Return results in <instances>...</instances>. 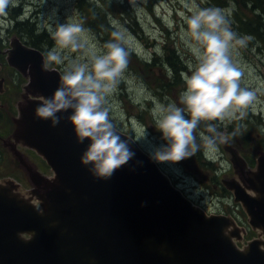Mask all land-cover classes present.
<instances>
[{
    "label": "water",
    "instance_id": "1",
    "mask_svg": "<svg viewBox=\"0 0 264 264\" xmlns=\"http://www.w3.org/2000/svg\"><path fill=\"white\" fill-rule=\"evenodd\" d=\"M14 43L16 59L33 63L29 86L36 96L51 102L57 90L67 91L63 75L47 69L40 52ZM66 98L72 106L52 117L37 116L41 101L22 115L26 123H19L17 136L44 159L53 178L33 173L35 186L46 183L36 195L39 210L14 186L0 185V264H264V153L253 171L243 172L231 152L241 180L224 184L261 237L239 249L235 241L244 231L234 219L194 205L132 137L113 126L128 162L110 177L85 164L91 141L79 137L71 120L75 101Z\"/></svg>",
    "mask_w": 264,
    "mask_h": 264
},
{
    "label": "rangeland",
    "instance_id": "2",
    "mask_svg": "<svg viewBox=\"0 0 264 264\" xmlns=\"http://www.w3.org/2000/svg\"><path fill=\"white\" fill-rule=\"evenodd\" d=\"M98 1L97 4L103 2L107 5L108 18L114 31H124L125 37L129 33L134 37L131 47L120 41L121 46L129 53L128 67L118 78L115 89L104 97L102 106L107 109L109 123L117 130L133 137L139 147L170 178L172 184L195 205L207 213L232 217L244 231L241 240L236 242L238 248L242 249L249 241L260 238V232L248 226L243 209L234 202L224 182L228 179L240 183L241 180L239 168L233 163L231 152L238 155L244 165L243 172L253 171L258 154L264 153V39L260 40L248 34L250 26L239 28L238 25L237 28L233 14L228 15L225 11V18L230 30L235 34V40H246L244 46H237L231 52V59L243 72L241 88L256 92V100L242 118L225 119L223 122L199 121L193 132L196 149L199 151L196 150L194 154L179 162H159L155 159L156 154L165 153L170 148L171 141L165 138L157 127L153 109L157 104L165 108L174 104L182 110L185 119H191L190 112L180 99L182 93L187 90V85L181 72L176 73L174 70H183L182 73L191 76L199 65L192 47L199 48L201 53L203 48L185 34L187 30L185 17L192 15L196 6L201 9L216 6L211 0H195V4L193 0ZM21 9L23 16L20 18V14L15 13L22 11ZM122 9L129 10V16L121 15ZM219 9L223 10L221 5ZM30 18L36 20L40 32L46 31L49 34L48 39L53 41L51 47H44L47 53L46 67L57 68L63 75L81 65H87L91 73L92 54L104 56L108 52L106 45L117 43L115 40L111 42L110 36L106 41L97 39L85 28L80 19V12L76 8V0H18L10 7L5 3L0 6V25L11 33L17 22L27 20L31 22ZM68 23H78L83 30L82 35L76 37L78 45L76 52L71 51L70 47H59L53 39L56 30ZM182 36L184 39H181ZM20 37L16 36L18 39H21ZM52 52L59 56L61 61L59 64L48 60V55ZM172 52L179 56L177 62L175 60L171 62L174 65L173 69L166 64V58H170ZM189 65H192L191 70ZM174 74L179 78L177 83L174 81ZM236 117H239V112L236 113ZM209 127H214L215 131L209 132ZM201 134L213 140L219 151L205 155L203 151L205 141ZM20 151L25 154L23 150ZM189 152L191 153V149ZM218 156L223 161H220ZM34 157L37 162L40 161L42 167H46L37 156ZM10 159L17 162L13 155ZM229 164L235 175L225 177ZM8 168L9 166H2L3 171ZM40 174L53 176L50 171ZM15 175L17 176L11 179L13 177L0 174V183L12 181L21 197L37 205L31 185L21 188L17 185L19 179L27 177L25 173L20 170Z\"/></svg>",
    "mask_w": 264,
    "mask_h": 264
},
{
    "label": "clouds",
    "instance_id": "3",
    "mask_svg": "<svg viewBox=\"0 0 264 264\" xmlns=\"http://www.w3.org/2000/svg\"><path fill=\"white\" fill-rule=\"evenodd\" d=\"M6 2L7 0H0V6ZM227 14L230 15V11ZM185 22V34L203 48L201 53L199 48L192 47L199 61L192 75L181 73L187 90L180 99L190 112L191 119H185L182 110L174 104L167 108L157 104L153 109L157 127L171 141V146L165 153L156 154L155 159L159 162H179L195 153L197 149L193 132L199 121L223 122L225 119L242 118L256 100V92L241 88L243 72L231 59V52L237 46H244L246 40H235V34L225 18V10L201 9L196 6L192 15L185 17ZM82 31L78 23H68L56 30L53 39L59 47H70L71 51L76 52V37L82 35ZM112 36L117 43L106 45V55L92 54L91 73L87 65L75 67L70 73L66 72L62 76V83L67 91L57 90L51 102L44 100V106L36 110L38 117H52L54 113L72 106L66 98L71 95V101H75L72 123L81 140L91 141L83 162L94 164L96 173L101 177H110L114 170L130 159L126 144L113 134L107 109L102 110V104L105 95L115 89L118 78L128 67L129 53L121 46L120 41L131 47L134 37L130 33L125 37L124 31L114 32ZM48 60L57 64L61 62L55 52L48 55ZM191 68L192 65H189L190 70ZM237 112L239 117H236ZM208 131L214 132L215 128L209 127ZM201 136L205 141V155L219 151L213 140L203 134Z\"/></svg>",
    "mask_w": 264,
    "mask_h": 264
},
{
    "label": "flooded vegetation",
    "instance_id": "4",
    "mask_svg": "<svg viewBox=\"0 0 264 264\" xmlns=\"http://www.w3.org/2000/svg\"><path fill=\"white\" fill-rule=\"evenodd\" d=\"M221 6L223 10L230 11L233 14L236 19L235 25L237 28L238 25L239 28L261 25L260 29L264 30V0H221ZM16 39V35L13 32L11 33L8 29H3L0 25V174L1 176L6 174L10 178L13 177L11 179H14L17 176L15 173L21 170L27 177L19 179L20 181L17 185L19 188L31 185L33 194L38 196L41 195L46 183H38L39 185L35 186L33 173H47L50 169L42 158L33 149L26 146L17 136V131L19 123H26L22 120L23 113L30 110V106H33L36 101L43 102L44 100L36 96L34 90L29 86L30 69L33 63L30 61L26 63L16 59L17 56L14 54V45L16 44L14 40ZM18 41L22 46L34 49L27 45L25 41L21 39H18ZM35 50L42 54L46 67L47 53L39 49ZM10 58H12L11 61ZM15 59L18 64H14L16 63ZM20 150H23L25 154ZM11 155L14 156L17 162H13L10 159ZM34 155L46 167H42L40 161L38 160L37 162ZM2 166H9V168L3 171ZM227 168L228 172L225 174V177L231 174L235 175L230 164ZM40 176L44 178L46 176V179H51L50 174H40Z\"/></svg>",
    "mask_w": 264,
    "mask_h": 264
},
{
    "label": "trees",
    "instance_id": "5",
    "mask_svg": "<svg viewBox=\"0 0 264 264\" xmlns=\"http://www.w3.org/2000/svg\"><path fill=\"white\" fill-rule=\"evenodd\" d=\"M17 1L18 0H7L5 4L9 5L10 7L12 4L17 3ZM97 2L99 1L98 0H94V1L76 0V8L80 12V19L83 25L85 26V28L90 33H92V35H94L95 38L101 39L102 41H106V39L110 36L111 37L110 41L113 42L114 40H113L112 34L115 31H114V27L111 25L109 18H108L109 14L106 10L107 5L103 2L97 4ZM211 2L216 6V8H219V6L221 5L220 0H211ZM14 7H17V6H14ZM122 13L120 14L129 16L128 13L130 12L129 10L122 9ZM22 14H23V10L15 13V15H19L20 18L23 16ZM30 21L31 22H29L28 20L22 21L21 23L17 22L16 25L14 26L13 33L16 36H19V37L21 36L20 38L22 40L24 39V41L30 47L34 49H39L40 51H43L45 53L46 51L44 50V47L45 46L51 47L53 45V41L48 39L47 36H49V34L46 31L42 30V32H40V28L37 25L36 20H33L30 18ZM134 25H136V23H134ZM247 32L250 35H254L255 38L258 37L260 38V40L264 39V32H262L260 28L249 27V30H247ZM169 57L170 58L168 57L166 58V64L169 66V68L173 69L174 65L171 62H173V60L177 62L179 56L175 52H172L169 55ZM174 69H176V67ZM174 72L182 73L183 70H180V71L174 70ZM174 81L175 83L179 81V78L177 77L176 74H174Z\"/></svg>",
    "mask_w": 264,
    "mask_h": 264
}]
</instances>
